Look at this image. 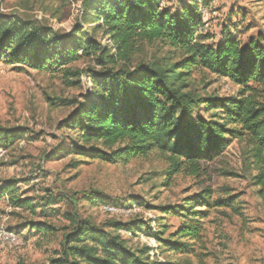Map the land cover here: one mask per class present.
I'll use <instances>...</instances> for the list:
<instances>
[{
  "label": "trees",
  "instance_id": "1",
  "mask_svg": "<svg viewBox=\"0 0 264 264\" xmlns=\"http://www.w3.org/2000/svg\"><path fill=\"white\" fill-rule=\"evenodd\" d=\"M81 3L80 22L64 35L43 24L0 16V60L37 71L59 70L66 79L82 75L71 69L77 62L88 59L94 64L89 70V93L63 102L75 106V112L61 127L74 132L78 142L62 151L107 163L155 153L165 161L164 175L170 181L179 173L200 176L202 161L214 160L236 140L246 147L245 162L256 172L252 181L263 195V40H251L242 48L238 39L229 36L217 48L208 46L204 41L209 36L200 34L204 26L201 8L209 6L206 0L179 3L177 8L165 6L164 0ZM195 71L229 80L238 88L237 97L220 98L192 90ZM23 136V130L0 128V149ZM0 189V198L6 192L16 193L7 185ZM210 194L205 190L186 198L183 206L159 208L161 215L177 216L184 222L171 240L164 238L167 226L163 224L161 230H150L152 238L174 252L188 249L189 244L182 240L200 237V221L206 212L197 208L212 207ZM99 199L115 206L101 197L90 198L94 204ZM12 202L19 208H34L26 200ZM215 203L230 206L234 198ZM69 219L74 228L64 235L54 264H161L150 256V248L132 249L119 234L122 229L141 232L142 225L113 224L107 230L76 215ZM154 223L157 225L156 218ZM33 229L43 232L39 225Z\"/></svg>",
  "mask_w": 264,
  "mask_h": 264
},
{
  "label": "rangeland",
  "instance_id": "2",
  "mask_svg": "<svg viewBox=\"0 0 264 264\" xmlns=\"http://www.w3.org/2000/svg\"><path fill=\"white\" fill-rule=\"evenodd\" d=\"M65 1L0 0V16L43 24L64 35L80 22L82 8L81 0ZM189 1L164 0V5L177 8ZM206 1L200 34L209 36L204 41L208 46L217 48L229 36L238 39L242 48L259 38L264 44V0ZM91 68L94 64L83 59L71 66L73 72L82 73L79 79H66L59 70L37 71L0 60V128L24 132L0 150V188L7 185L16 191L0 198V232H12L21 241L19 246L0 241V264H54L64 235L74 228L72 215L107 230L113 224L142 225L141 232L122 229L119 234L132 249L150 248V256L161 264H264V194L253 184L256 172L245 162L246 147L236 140L214 160L202 161L200 176L179 173L170 181L164 175L165 161L155 153L107 163L62 151L78 142L74 132L61 127L75 112V106L63 102L89 93ZM77 80L79 84L73 85ZM191 89L220 98L238 94L229 80L204 71L193 73ZM260 91L264 97V86ZM205 190L211 193L212 207L197 208L206 212L198 240H182L189 248L178 252L157 243L151 231L161 230L163 224L164 238L171 240L184 222L161 215L159 208L183 206L186 198ZM93 196L115 203L118 212H107L109 205L100 199L92 203ZM228 198H234L232 205L216 206L215 202ZM12 199L29 201L34 208H19ZM135 201L141 202L136 204L139 212L123 213ZM37 225L43 232L33 229Z\"/></svg>",
  "mask_w": 264,
  "mask_h": 264
},
{
  "label": "built area",
  "instance_id": "3",
  "mask_svg": "<svg viewBox=\"0 0 264 264\" xmlns=\"http://www.w3.org/2000/svg\"><path fill=\"white\" fill-rule=\"evenodd\" d=\"M200 1V0H198ZM205 8H201V14L203 15V12H204ZM82 16V11H81V14ZM1 150V149H0ZM105 210L107 212H110V213H116L118 212L119 209L113 207V206H106L105 207ZM122 210H125L123 213L125 214H137V212H139V210L137 209L136 207V204H132V206L130 208H127V209H122ZM0 241L2 242V244L4 245H12V246H19L20 245V238H18V236L12 232H7V230H1L0 232Z\"/></svg>",
  "mask_w": 264,
  "mask_h": 264
}]
</instances>
